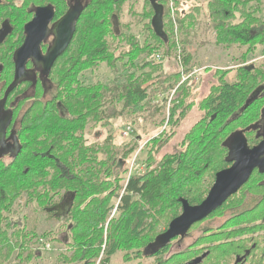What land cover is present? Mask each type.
<instances>
[{"label": "trees", "instance_id": "trees-1", "mask_svg": "<svg viewBox=\"0 0 264 264\" xmlns=\"http://www.w3.org/2000/svg\"><path fill=\"white\" fill-rule=\"evenodd\" d=\"M140 1L142 12L137 13L135 6ZM155 1L163 7V36L155 33L150 0L81 1L83 9L73 37L50 72L54 87L51 99L44 103L41 94L36 93L35 104L28 105L17 131L21 149L3 166L7 214L14 207L15 197L23 198L22 206L34 212L44 211L60 195L72 199L66 217L67 239L60 240L56 230L41 234L47 237L54 233L52 239L63 243L58 255L60 264H110L113 255L122 249H130L134 255H141L144 248L155 249L162 228L179 214V200L196 203L201 196L193 192H207L208 185L201 177L213 175L201 169L214 170L228 164L224 140L229 126L254 121L264 105L263 93L243 108L251 92L264 84L260 68L245 70L240 81L233 83L224 78L226 71L220 74L216 70V91L204 99L205 114L182 138L179 150L164 154L152 168L145 161L148 168L139 174L131 172L124 184H119L117 173L126 171L119 164L136 148L139 136L120 144L123 150L113 140L106 139L99 146L90 143L84 133L88 124L110 126L112 119L136 114L144 120L154 116L153 121L147 120L161 127L149 140L159 143L151 152L169 141L174 131L167 133V126L171 129L177 125L188 108L192 83L179 84L180 72L164 73L162 64L154 58L160 54L159 49L170 52L179 47L188 70L193 60L188 47L201 22H205V31L214 33L216 45H243L248 52L264 43V0H205V10L202 0ZM187 2L194 4L183 9ZM40 5L53 6L55 19L68 8L66 0H0V24L9 22L23 39L24 26ZM124 7L135 16L136 23H141L142 39L130 32L133 22H121ZM20 43V38L12 34L0 44V66L4 67L1 76L6 84L12 79L13 53ZM152 53L154 60L149 57ZM101 62L113 71L123 64L125 73L119 70L122 79L87 83L83 72L97 68ZM177 85L166 118L161 112L166 109V95ZM10 97L2 101L8 103ZM23 102L24 98L12 106L19 107ZM160 115L163 118L158 120ZM229 118L230 125L226 124ZM113 197L120 198L123 211L119 221L115 223L111 217L106 223ZM143 222L146 237L137 230ZM35 238L40 240L34 229L26 224L17 226L7 215L3 230L0 227V264L12 256L21 260L25 255L27 261L38 257L30 245Z\"/></svg>", "mask_w": 264, "mask_h": 264}, {"label": "flooded vegetation", "instance_id": "flooded-vegetation-1", "mask_svg": "<svg viewBox=\"0 0 264 264\" xmlns=\"http://www.w3.org/2000/svg\"><path fill=\"white\" fill-rule=\"evenodd\" d=\"M66 3L69 8L73 5L80 6L81 1L66 0ZM37 7L33 9L31 18L28 21H30L34 16V12ZM51 7L53 8V6ZM57 19H55L54 11V18L48 26L52 27L53 23ZM3 23H1L0 26ZM12 34L15 39L20 38V46L23 42L25 33L22 39L18 29H15L14 27H12L11 32L0 44H3ZM52 39L53 35L50 33L41 42L40 49L43 54L46 53ZM241 46L244 47L243 45ZM258 46L259 45L257 44L254 49L249 50L248 52H246L245 49H242V52L234 58L235 64L233 66H231L232 64L225 66L226 75L231 69H236L235 79L232 82L226 79L228 83L236 82L237 74L238 77H240V74L244 73L245 70L255 71L258 68V66L254 64V61L258 59L256 55ZM247 56H251L252 58L247 61L245 60ZM59 57H57L53 62L48 74H45L40 67H35L34 63L29 59L25 64L26 70L30 72V74H28V79L18 83V85H16L8 93L6 98L4 97L5 92L14 79V60L12 79L8 84H6L3 76H1L4 67L0 66V127L3 126V133L1 134L0 132L1 230H3L4 221L6 220L7 215L12 223H15L19 227L21 226L17 224V221H15V216L21 211L18 208L19 206L21 207V200L19 198L15 197L14 200L11 199L14 201V207L8 212V214L6 213L4 197L5 169L3 166L6 165L7 162L13 160L21 149V138L17 131L23 116H25V113L29 108L28 105L32 106L35 104L36 93L41 94L40 100L43 99V102L47 99L48 101L51 99V96L46 95L48 92H51L52 94L54 92L50 72L54 68ZM3 85H5V87L2 89ZM36 85L39 88H35ZM261 87L262 89L257 93L258 96L264 93V84ZM10 95L11 97L9 98L8 103L2 101L4 99L6 100ZM22 98H24V102L19 107H13L15 102L20 101ZM256 101H253L252 104ZM57 104L59 105V102ZM230 121V118L227 119L226 124L230 125ZM237 132L243 134L249 148L257 146L262 141L264 134V105H262L259 109V116L254 121L247 123V125L236 124L234 126H229L228 135L224 140L227 152L226 160L228 161V164L214 170L201 169V171H211L213 177L211 174L209 176L205 175L201 177L207 181H205V184L206 186L208 185V190L205 194L193 192V195L196 197H201L196 203L188 202L190 205L199 204L207 196L215 181L217 172L228 169L231 166L232 161L229 159V147L232 142V136ZM116 198L117 202L115 203L114 213L118 211V216H120L123 210L120 208V198ZM179 201L180 214L182 211V203L181 199ZM68 204H72V199H69V197L64 199V195H60L55 198V200L44 211L40 212H44L47 218L49 216L50 218L64 217L66 219L68 212L70 211V209H68V211L66 210ZM67 226L68 222H66V227ZM145 226L146 225L143 222L140 228L137 227L138 231L142 230L140 235L144 237H146L148 232L147 226ZM167 227L168 225L163 227L162 232H164ZM120 229L123 230L122 227H120ZM186 238L189 239V242L184 244L183 241ZM144 249L141 255H134V253L128 249L125 254H123V256L126 255L125 259L122 256L121 262L113 264H264V170L255 167L247 181L244 182L234 193L228 196L220 206L214 209L203 219L191 224L187 231L173 237L163 247L158 246L150 251L149 249L144 251ZM151 251L153 254L149 253ZM2 255H4V253Z\"/></svg>", "mask_w": 264, "mask_h": 264}, {"label": "rangeland", "instance_id": "rangeland-1", "mask_svg": "<svg viewBox=\"0 0 264 264\" xmlns=\"http://www.w3.org/2000/svg\"><path fill=\"white\" fill-rule=\"evenodd\" d=\"M202 1L203 8L205 10L206 2L205 0ZM193 4L194 3L192 2L184 3V6L182 5V8L187 9ZM141 6V1L135 6V10L137 13L142 12ZM124 9L126 12L124 11L121 22H133L130 28V32L135 35H141L140 38L142 39L144 35L139 33L141 23H136L137 19L133 14L127 11L128 7H124ZM262 15L264 17V12ZM204 24L205 22H201L197 30H195L193 41L188 47V50L191 53L193 59L192 62H190V67L187 68L188 70H185L183 66L182 54L179 51V47H177V51L171 50L170 52H167L166 49L161 48L157 52L161 54L160 57L162 58L159 61L155 62L162 64V68L165 74L180 72L179 84L183 81H189L192 83L190 96L188 98V102H190L189 106L185 110V113H183V116L181 117L177 125H175L171 129L167 126V133H171L172 131H174V134L169 138V141L165 145L157 148L155 152H151V150H155V147H158L159 143L158 141L150 142L149 140L152 138L151 136H154L156 133L161 131L160 126L156 127L147 120L151 119L153 121L154 116H148L144 120L143 117L133 114L125 116V118L120 117L112 119L110 122V126L101 124L87 125L86 132L84 133L85 137L90 143H98V146L101 145L104 140L108 139L113 140L112 142L116 147L122 148L124 150V147L122 146L124 142L127 143L130 139L135 138V136H139L137 143L138 145L136 146V148L132 153H129V155L122 161V163L119 164L121 170L126 169L125 172L120 171L117 173V175H119L121 178L118 180L119 184H124L131 172H136L137 174H139L146 168H148L144 163L145 161L147 164H149V168H152L155 167L156 163L163 157L164 154L173 153L179 150L182 138L190 130V128L205 114L206 108L203 103L204 99L209 97L211 94H214L216 91L215 86L217 84L219 74L215 73V71L219 69L218 71H221L220 74H222V71H225V66L231 64V66H233L235 64L234 58H236V56H238L240 52H242V49H244V47L240 45H231L226 47L222 45H216L214 43V33L211 30L205 31ZM152 55L153 53L149 56L151 59H153ZM256 55L258 59L254 61V64H256L258 68H260L261 72H264L263 42H261L258 46ZM144 58L146 59V57H141L140 59ZM251 58V56H247L245 60L248 61ZM119 70L120 72L125 73V71H122L123 64L119 63L118 68L113 71L109 66L106 65L105 62H101V64H99L97 68L86 69L83 72V79H85L87 83L97 81H102V83H109L110 81H120L122 79L123 73L121 74ZM235 74L236 69L233 68L227 75H224V78L232 82L235 79ZM236 78L237 80H240V77H238L237 75ZM178 85L171 89L166 95V109L165 111H161L162 113H164V116L166 118L168 117V108L171 103L170 100L174 98L175 90ZM48 93L46 94L47 96L52 95L51 92L49 94ZM161 118H163L161 115L157 117L158 120H160ZM131 125L133 126V128H131ZM130 146L131 145H129L128 147ZM121 154L122 152H119V155ZM148 155L149 162H147ZM23 202L24 199L22 198L20 201L21 207H18L21 211L15 216V221H17V224H26L28 229H34V231L39 236V239L43 232H48L49 230L58 231L60 240L67 239V231L65 230L67 220L64 217L50 218L48 216L47 218L44 212H34L32 211L31 207H23ZM116 202L117 198L113 197L111 203L114 204V208L109 210V217L106 223H108V220L110 221L112 218L116 220H113L115 223L119 221V212L116 211L114 213ZM106 227L107 224L106 226H104V233H106ZM53 234L54 233H50V235L47 237L41 236L42 238L38 240V242L36 241L37 238L33 239V241L31 242V248L38 257L33 256L28 260V262L27 259H25V255L21 256V260L15 259L12 256L8 261H3L2 264H60V262H58V255L61 249H63L64 245L61 241L52 239ZM183 242L184 244H186L189 242V239L186 238ZM125 251L127 250L122 249L121 251H118L117 254L113 255L110 263L113 264L121 262V258L123 254H125ZM125 256L126 255L123 256L124 259Z\"/></svg>", "mask_w": 264, "mask_h": 264}, {"label": "water", "instance_id": "water-1", "mask_svg": "<svg viewBox=\"0 0 264 264\" xmlns=\"http://www.w3.org/2000/svg\"><path fill=\"white\" fill-rule=\"evenodd\" d=\"M150 2L154 10L152 24L155 33L158 36H163V7L155 0H150ZM82 9L83 6L81 5L70 6L67 11L53 23L52 27H49L48 24L54 18L53 8L46 5L39 6L35 9L34 16L24 26L25 36L23 42L13 54L14 79L5 92V98L18 83L28 79V74H30V72L26 70L25 64L29 59L34 63L35 67H40L45 74L49 73L55 59L59 57L69 45L75 32L76 21ZM11 30L12 27L8 22L0 26V43L5 40ZM50 33L53 35V39L46 53L43 54L40 49V44ZM261 89L262 87L260 86L251 92V96L249 100L246 101L243 108L257 96L258 91ZM0 132L1 134L3 133V126L0 127ZM229 156V159L232 161L231 166L228 169L217 172L215 181L207 196L199 204L190 205L186 199H181V213L169 222L164 232L159 234L156 248L158 246L163 247L173 237L187 231L191 224L203 219L220 206L228 196L234 193L247 181L255 167L264 170V134L262 141L257 146L249 148L243 134L238 132L235 133L232 136V142L229 147ZM70 207L71 204H68L66 210L68 211Z\"/></svg>", "mask_w": 264, "mask_h": 264}, {"label": "built area", "instance_id": "built-area-1", "mask_svg": "<svg viewBox=\"0 0 264 264\" xmlns=\"http://www.w3.org/2000/svg\"><path fill=\"white\" fill-rule=\"evenodd\" d=\"M170 6H172V4H170ZM154 58L156 59V60H160V54H156L155 56H154Z\"/></svg>", "mask_w": 264, "mask_h": 264}]
</instances>
